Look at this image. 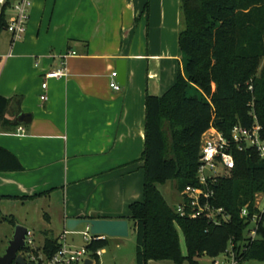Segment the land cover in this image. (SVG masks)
<instances>
[{
	"label": "crops",
	"instance_id": "crops-1",
	"mask_svg": "<svg viewBox=\"0 0 264 264\" xmlns=\"http://www.w3.org/2000/svg\"><path fill=\"white\" fill-rule=\"evenodd\" d=\"M32 2L25 36L0 35V96L10 101L0 148L23 168L0 172L1 219L33 237H53L57 221L66 232L67 220L92 217L127 220L131 229L129 207L143 200L147 96H163L184 75L181 0ZM119 60L127 82L116 92ZM61 64L68 76L50 80L42 102L44 75ZM22 114L30 124H16Z\"/></svg>",
	"mask_w": 264,
	"mask_h": 264
},
{
	"label": "trees",
	"instance_id": "trees-1",
	"mask_svg": "<svg viewBox=\"0 0 264 264\" xmlns=\"http://www.w3.org/2000/svg\"><path fill=\"white\" fill-rule=\"evenodd\" d=\"M180 9L184 75L179 72L175 85L163 96L146 99L143 200L129 207L136 232V264H199L197 259L230 256L229 252L238 264H264V239L248 237L249 224L241 218L242 209L264 192V161L255 152H236L235 170L215 187L212 205L225 210L230 217L227 223L183 218L159 190L171 181L178 194L188 186H198L201 139L211 126L229 138L235 126L252 125L250 113L254 112L264 139V0H181ZM6 27L5 10L0 16V35ZM191 88L204 97L191 96ZM9 102L0 96V125ZM22 169L14 156L0 148V172ZM179 232L186 241V256ZM259 232H264V214ZM108 246L106 238L92 240L85 249L99 264L98 252ZM61 248L59 239L46 238L39 254L28 248L22 251L34 253L41 264Z\"/></svg>",
	"mask_w": 264,
	"mask_h": 264
},
{
	"label": "built area",
	"instance_id": "built-area-1",
	"mask_svg": "<svg viewBox=\"0 0 264 264\" xmlns=\"http://www.w3.org/2000/svg\"><path fill=\"white\" fill-rule=\"evenodd\" d=\"M7 5L8 8H7ZM33 6L32 0H0V16L6 10L8 32L13 41L21 40L26 32L30 20V13ZM10 13V14H9ZM76 56V53L70 52L63 59ZM68 76L65 64H61L56 70L44 75V81L41 89L43 94L40 97L42 102H47L48 82L50 80H60ZM111 88L120 92L122 86L117 82V72L112 74ZM252 90V88H250ZM252 125L243 127L237 125L231 131L230 137L224 136L214 126L203 135L200 146L199 167L196 179L198 186H188L184 192L179 194L180 202L175 207L176 213L181 217L190 219L205 218L215 225L227 223L230 217L222 208H215L212 205L215 199V187L223 178L229 177L236 168V152L244 153L248 151L255 152L260 160L264 161V139L262 137L263 128L260 125L254 112L250 113ZM18 135H24L23 127L17 130ZM252 207V208H251ZM264 214V192L257 193L253 202L249 203L241 211V218L248 224V237L255 239L259 233V222ZM70 232L66 231L61 236L62 248L49 261L41 264H84L88 257L85 247L80 250H74L66 243V236ZM86 243L92 240H105L103 237H92L87 230L84 233ZM33 235L28 233L26 238V248L32 249ZM99 254V253H98ZM230 264H238L233 253L229 254ZM29 263L37 262L34 255L29 254ZM215 264H219L217 261Z\"/></svg>",
	"mask_w": 264,
	"mask_h": 264
},
{
	"label": "rangeland",
	"instance_id": "rangeland-1",
	"mask_svg": "<svg viewBox=\"0 0 264 264\" xmlns=\"http://www.w3.org/2000/svg\"><path fill=\"white\" fill-rule=\"evenodd\" d=\"M4 33L6 32L4 31L1 34V36L5 35ZM191 89L192 90L189 93L191 96H196V95L203 96V94L197 91L196 88H191ZM159 188L161 189L162 193L166 196L169 205L175 208L177 204L180 202V197L178 195V192L176 191L175 183L171 181L165 184L164 186H160ZM166 193L168 195H166ZM34 226L36 230H41L43 228L41 225H34ZM15 228L16 227L12 226L10 220L7 222H5L3 219L0 220V258L6 252L9 246V242L12 240L14 236L13 233L15 232ZM52 228L55 230V235L53 237H33L32 249L34 252L38 254L40 253L42 249V243L44 242L43 240H46V238L52 240L59 239L60 243L61 244L63 243L61 237H57L59 234L63 235L64 230L62 225H60L59 222L57 221V223ZM85 232H87V227L85 225L80 226L74 233H69L66 236V243L70 245L74 250H80L81 248L85 247L87 244L84 237ZM179 236H180L181 251L183 255L186 256L188 254V251H187L184 235L182 232H179ZM257 239H264V232H259L257 234ZM117 245H119V247H117ZM136 246H137L136 232L133 229L131 223L130 236L128 238L119 239V242H114L110 240L106 252L107 254L101 257V259L99 260V264H136ZM20 254L25 258L29 256L28 251L25 252L22 251L20 252ZM33 255L35 254L33 253ZM216 261L219 264H230L227 255H221L220 257L215 259L208 257H202L200 259H197V262L199 264H215ZM149 264H174V263L163 261V262H150ZM183 264H190V263L188 261H185ZM247 264H258V263L251 262Z\"/></svg>",
	"mask_w": 264,
	"mask_h": 264
},
{
	"label": "water",
	"instance_id": "water-1",
	"mask_svg": "<svg viewBox=\"0 0 264 264\" xmlns=\"http://www.w3.org/2000/svg\"><path fill=\"white\" fill-rule=\"evenodd\" d=\"M117 81L121 86L127 82V61L119 60L116 63ZM32 116L29 114L20 115L17 125H28ZM85 225L92 237H103L109 239H124L130 236V225L127 220L109 219H69L66 222V230L74 233L80 226ZM29 230L23 226H16L14 236L9 242L5 254L0 258V264H30L26 258L20 254L26 248V238ZM84 264H94L91 259H87Z\"/></svg>",
	"mask_w": 264,
	"mask_h": 264
}]
</instances>
